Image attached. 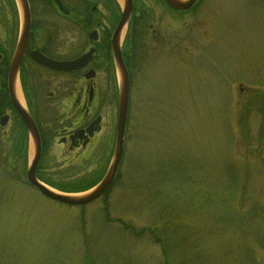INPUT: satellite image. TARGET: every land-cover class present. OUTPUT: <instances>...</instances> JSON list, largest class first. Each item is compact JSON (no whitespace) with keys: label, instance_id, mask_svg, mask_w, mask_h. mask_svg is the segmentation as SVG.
Masks as SVG:
<instances>
[{"label":"rangeland","instance_id":"1","mask_svg":"<svg viewBox=\"0 0 264 264\" xmlns=\"http://www.w3.org/2000/svg\"><path fill=\"white\" fill-rule=\"evenodd\" d=\"M135 8L145 17L122 40L130 97L118 179L83 208L52 202L25 186L11 137L0 152V264H264V1ZM109 80L110 124L91 170L48 155L47 183L105 173L117 116Z\"/></svg>","mask_w":264,"mask_h":264},{"label":"flooded vegetation","instance_id":"2","mask_svg":"<svg viewBox=\"0 0 264 264\" xmlns=\"http://www.w3.org/2000/svg\"><path fill=\"white\" fill-rule=\"evenodd\" d=\"M26 2L29 33L13 90L37 129L41 157L36 178L47 182L40 170L48 155L74 173L91 170L95 148L110 124L105 122V115L115 92L107 90L112 63L105 53L110 47L114 18L112 9L105 7L106 0ZM18 14L15 0H0V152H6L11 137H16L19 142L14 145L16 152L11 148L12 158L25 163L24 175L29 136L13 108L8 81L20 39ZM89 15L87 24L85 18ZM91 50V59L78 70H53L38 61L42 57L55 63H74ZM101 75L103 78H98Z\"/></svg>","mask_w":264,"mask_h":264},{"label":"water","instance_id":"3","mask_svg":"<svg viewBox=\"0 0 264 264\" xmlns=\"http://www.w3.org/2000/svg\"><path fill=\"white\" fill-rule=\"evenodd\" d=\"M21 12V29L20 39L16 51L13 55L11 67L9 71L8 81L10 87V96L12 105L26 127L29 140L32 147V156L29 165L26 169L25 177L27 184L39 192L44 198L59 203L68 207H82L86 206L95 200L102 197L108 189L111 187L116 174L118 172L123 153L125 142V130L129 105V75L122 58L121 40L123 34L129 26L133 15V2L132 0H122V7L120 13V19L114 29L110 42V51L113 60L115 72L117 74L118 83V106H117V125L114 141V149L110 164L107 171L101 181L91 190L81 194H65L55 192L42 183H40L36 177L35 172L39 164L41 155L40 139L35 127V124L30 117L25 106L19 101L13 90V83L16 81L19 73L20 61L25 49L26 40L29 33V10L26 0H16ZM163 3L170 9L177 12H186L191 10L200 0H162ZM264 1V0H263ZM91 15L85 18L87 24L90 23ZM94 50H91L87 55L78 59L74 63H55L45 58H40L39 63L47 66L53 70L58 71H72L78 70L86 65ZM93 77V74L90 75Z\"/></svg>","mask_w":264,"mask_h":264},{"label":"trees","instance_id":"4","mask_svg":"<svg viewBox=\"0 0 264 264\" xmlns=\"http://www.w3.org/2000/svg\"><path fill=\"white\" fill-rule=\"evenodd\" d=\"M106 2H107V4H105V7H107L108 9H112V15H113V18H114V23H116L118 21V19H119L118 6H117V4H116V2L114 0H106ZM134 2H135V0H134ZM134 12H135V14H137V16L135 15L133 17L131 34H130V37L131 38H134L135 37V35H136V32H135L136 31V27L138 26L139 23L142 22L143 18L145 17L144 16V12L142 10H140V9L134 8ZM105 54L109 58V49L106 50V53ZM127 59H129V56H128ZM126 66H127V68L130 69V63L129 62H126ZM98 177L92 178V180H90V181H78L76 183L70 184L68 188L67 187L61 188V190L67 191L69 193H80V192L87 191L90 188H92L99 181L100 176H98ZM52 186H54V185H52ZM108 192L104 195V197H106V195L108 194Z\"/></svg>","mask_w":264,"mask_h":264},{"label":"bare ground","instance_id":"5","mask_svg":"<svg viewBox=\"0 0 264 264\" xmlns=\"http://www.w3.org/2000/svg\"><path fill=\"white\" fill-rule=\"evenodd\" d=\"M119 4L122 2V0H116ZM124 38V34H123V37H122V40Z\"/></svg>","mask_w":264,"mask_h":264}]
</instances>
